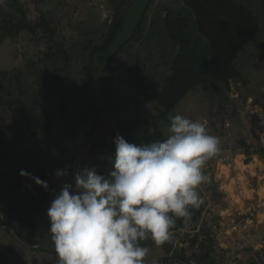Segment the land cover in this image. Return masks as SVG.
I'll return each mask as SVG.
<instances>
[{
	"label": "trees",
	"instance_id": "1",
	"mask_svg": "<svg viewBox=\"0 0 264 264\" xmlns=\"http://www.w3.org/2000/svg\"><path fill=\"white\" fill-rule=\"evenodd\" d=\"M133 1L109 0L112 20L103 24V38L96 40L93 35L70 42L57 39V21L49 11L34 19L22 0L0 3V41L27 32L42 45L38 60L52 65L48 82L35 71L36 79L30 84L24 80L23 69L0 70V165L5 167L0 176V226L27 248H3L0 264H58L56 253L41 250L34 241L43 206L66 183H73L76 171L95 168L97 174L107 175L112 170L117 134L135 144L163 141L167 137L164 125L170 124L174 108L196 85L208 87L215 82V74L227 89L234 83H249L251 68L264 49V0H182L187 7L185 20L195 28L194 38L177 36L169 25L170 13L181 12V0L173 4L152 0L135 36L112 57L104 81L89 92ZM204 39L208 48L201 43ZM136 44L144 53H130L127 61L129 78L140 88V95L125 103L114 93V69ZM249 47L252 50L246 58ZM188 49H194L197 56L187 55ZM28 63L35 66L37 60L28 59ZM161 71L163 76L159 77ZM39 81L40 87L57 86L53 104L41 98ZM31 89L37 94L29 107L21 98ZM259 151L264 157L261 148L246 149V154ZM21 170L31 175L21 176ZM58 170L66 175L57 177ZM33 177L45 181L48 188L35 183ZM204 208L202 204L189 210L198 219ZM174 219L172 238L161 245L168 261L178 256L179 252L173 251L178 232L193 220L191 216L187 222ZM152 243L151 238L141 241L144 247ZM209 257L210 252H206L196 255L195 260L204 262Z\"/></svg>",
	"mask_w": 264,
	"mask_h": 264
},
{
	"label": "rangeland",
	"instance_id": "2",
	"mask_svg": "<svg viewBox=\"0 0 264 264\" xmlns=\"http://www.w3.org/2000/svg\"><path fill=\"white\" fill-rule=\"evenodd\" d=\"M22 1L28 4L30 16L34 19L43 11H49L57 21V39L65 42L95 36V31L87 18L90 7H92L93 18L104 25L110 23L109 16L112 13L109 0ZM174 1L169 0L172 4ZM178 9L181 12L170 13L169 25L177 36L187 34L194 38L195 28L185 20L187 7L182 0ZM201 43L208 48L206 39ZM41 48L42 45H37V41H33L27 32H22L16 38L0 41V70L23 69V77L27 84L36 79L33 76L34 72L40 71L41 78L48 82L52 65L38 60L37 53ZM251 50V47L247 49L246 58L249 57ZM136 51L144 53L142 46L136 44L124 53L122 62L117 63L114 69L116 74L114 93L125 103H131L134 95H140V88L135 87L132 83L134 79L129 78L130 64L127 61L129 54ZM185 52L193 58L197 56L194 49H188ZM32 58L37 60V65L28 63V59ZM55 63L59 64L60 60L55 59ZM79 63L81 66L82 63L80 61ZM157 75L163 76L162 71ZM122 78L124 81H121ZM212 79H215V82L208 87L196 85L173 110V115L181 114L192 120L206 121L208 134L220 139V154L209 160L203 169L209 180L197 189L198 195L204 201L205 210L198 220H194L191 216L193 220L184 230L178 232L173 249L179 252L177 257L166 260L167 256L161 246L152 243L147 247L149 251L144 264H157L158 261L161 264H196L195 262L198 264H247L260 258L261 246L264 245V225L249 227L250 221L244 213H254L257 218L264 213V196H262L264 190H261L264 181H261L260 174L264 165L259 161L261 158L257 154L250 156L246 154V149H257L260 145L263 146L261 149H264V140H262L264 128L257 113H254L257 105L264 107V49L260 51L255 65L251 68L250 81L247 85L234 83L231 89H227L225 82L217 74L213 75ZM39 88L41 98L53 104L56 100L57 86L49 84L47 87L45 84L40 87L39 81ZM39 88L36 89L39 91ZM34 94L37 93H33L32 89L27 91L22 95V102L29 107L33 106ZM169 125V123L164 125L167 136ZM36 127L41 129L39 123ZM258 154L263 156L260 151ZM241 157H243L242 161ZM243 161L245 166L242 165ZM258 164L259 171L251 174L249 168ZM109 170L110 168L106 172ZM4 171L5 167L0 165V176ZM237 178L240 181V183L237 182V187L241 192L236 191L237 194H234L233 189ZM221 185L224 186L223 189ZM244 188L253 193L239 200ZM256 190L260 192V195L256 194ZM257 237H260L259 241ZM257 243L258 248L255 246ZM11 247H14L16 251L21 249L27 251V248L18 242L10 231L0 226V251ZM206 252H210L207 263L195 260L196 255L200 256ZM179 256L185 257L186 261H181Z\"/></svg>",
	"mask_w": 264,
	"mask_h": 264
},
{
	"label": "clouds",
	"instance_id": "3",
	"mask_svg": "<svg viewBox=\"0 0 264 264\" xmlns=\"http://www.w3.org/2000/svg\"><path fill=\"white\" fill-rule=\"evenodd\" d=\"M254 113L264 115V109L257 105ZM169 120L163 141L135 144L117 134L112 170L107 175L95 168L76 171L73 183L56 195L47 216L58 264H144L149 250L141 241L169 242L174 217L187 222L189 209L204 203L197 189L209 180L203 169L220 154V139L208 134L204 120L181 114ZM20 175L31 174L21 170Z\"/></svg>",
	"mask_w": 264,
	"mask_h": 264
},
{
	"label": "water",
	"instance_id": "4",
	"mask_svg": "<svg viewBox=\"0 0 264 264\" xmlns=\"http://www.w3.org/2000/svg\"><path fill=\"white\" fill-rule=\"evenodd\" d=\"M152 0H134L129 7L120 29L116 32L113 40L111 41L99 67L98 71L96 72L91 85L89 92H92L96 87H98L105 79V72L110 63L112 57L122 48L124 47L137 33L141 22L151 4ZM88 22L91 27L95 31L94 38L99 40L104 37L105 29L102 23L98 22L93 18L92 15V7L89 8L87 13ZM55 194L51 198L47 200L44 204L38 225L35 232L34 241L41 250L56 253L53 246L51 245L50 240V221L49 217L47 216V210L51 205V202L55 199ZM261 258L263 256L261 255Z\"/></svg>",
	"mask_w": 264,
	"mask_h": 264
},
{
	"label": "crops",
	"instance_id": "5",
	"mask_svg": "<svg viewBox=\"0 0 264 264\" xmlns=\"http://www.w3.org/2000/svg\"><path fill=\"white\" fill-rule=\"evenodd\" d=\"M264 89V88H263ZM261 108L262 109H264V107L263 106H261ZM257 116L260 118V121H261V125H263V128H264V123H262V120H264V115H261V114H257ZM255 129H257V130H260V129H258V128H256L255 127ZM257 130H255V131H257ZM257 134V133H256ZM262 140H264V138H262ZM263 146H260V148H262ZM252 149H254V148H252ZM252 154H257V156L259 157V158H261V160H259L263 165H264V157L262 156H260V154H258V153H252ZM257 161V160H256ZM242 165L243 166H245L246 164H245V161H243V163H242ZM260 166H259V164L258 165H256L255 167H250L249 168V171H250V173L251 174H253V173H257L258 171H259V168ZM262 167V166H261ZM263 168V167H262ZM260 174L262 175V177H261V181L263 180L264 181V168L260 171ZM260 181V182H261ZM237 182H239L240 183V181H239V178H237V180L235 181V184H234V189H233V192H234V194H237L236 193V191L237 192H241V190L237 187ZM259 184V183H258ZM239 187H240V185H239ZM259 187H260V184H259ZM243 194L241 195V196H239V200H241V199H245V197L246 196H250L253 192L252 191H250L249 189L247 190L246 188H244V191L242 192ZM256 194L257 195H260V192H258L257 190H256ZM263 195L262 196H264V192L262 193ZM244 214H246V216L248 217V219H249V223H248V226L249 227H262L263 225H264V213H262V214H260L259 216H258V218L257 217H255L256 215L254 214V213H244ZM222 216H226V215H222ZM222 216H221V218H222ZM247 226V225H246ZM259 239H260V237H258ZM256 246V248H258V243L255 245ZM261 247H263V245L261 246ZM260 253H262V254H260V255H264V247L262 248V251L260 252ZM260 259H261V262H264V256H263V258H261V256H260Z\"/></svg>",
	"mask_w": 264,
	"mask_h": 264
},
{
	"label": "flooded vegetation",
	"instance_id": "6",
	"mask_svg": "<svg viewBox=\"0 0 264 264\" xmlns=\"http://www.w3.org/2000/svg\"><path fill=\"white\" fill-rule=\"evenodd\" d=\"M204 204V203H203ZM204 206H205V204H204ZM204 210H205V208H204ZM204 210H203V212H204ZM203 212H202V214H203ZM191 216H193V215H191ZM202 216V215H201ZM200 216V217H201ZM199 217V218H200ZM198 218V219H199ZM194 220H198V219H195V218H193ZM186 228V227H185ZM185 228H183L182 230H184ZM257 241H259V238L257 237ZM263 247H264V245H263ZM262 247V248H263ZM262 251V250H261ZM260 251V252H261ZM260 254H262V253H260ZM261 255H259V257H260ZM264 256V255H263ZM179 259L181 260V261H184L185 259L183 258V256H179ZM186 261V260H185ZM207 261H208V259H206L205 261H204V263H207ZM196 264H198L197 262H195ZM247 264H264V262H261V259L259 258L257 261H254V262H248Z\"/></svg>",
	"mask_w": 264,
	"mask_h": 264
},
{
	"label": "built area",
	"instance_id": "7",
	"mask_svg": "<svg viewBox=\"0 0 264 264\" xmlns=\"http://www.w3.org/2000/svg\"><path fill=\"white\" fill-rule=\"evenodd\" d=\"M105 16L107 17V15H105ZM109 19H110V22H111L112 18H110V16H109ZM28 264H39V263L31 262V263H28Z\"/></svg>",
	"mask_w": 264,
	"mask_h": 264
}]
</instances>
